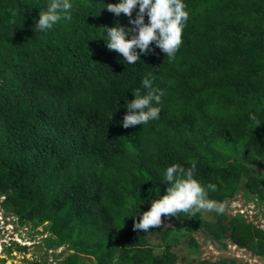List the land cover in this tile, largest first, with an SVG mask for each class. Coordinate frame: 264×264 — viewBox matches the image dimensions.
I'll use <instances>...</instances> for the list:
<instances>
[{"label": "trees", "instance_id": "1", "mask_svg": "<svg viewBox=\"0 0 264 264\" xmlns=\"http://www.w3.org/2000/svg\"><path fill=\"white\" fill-rule=\"evenodd\" d=\"M116 2L71 0L70 18L39 31L48 0H0V208L40 226L46 251L63 246L40 264H177L182 241L194 254L183 264H252L202 256V242L264 261V224L239 212L162 216L149 229L156 243L133 228L172 163H195L209 199L239 196L264 219V175L253 171L264 161V0H184L175 55L152 45L131 65L103 39V26L128 23L105 6ZM149 72L159 118L123 127L124 102Z\"/></svg>", "mask_w": 264, "mask_h": 264}, {"label": "clouds", "instance_id": "2", "mask_svg": "<svg viewBox=\"0 0 264 264\" xmlns=\"http://www.w3.org/2000/svg\"><path fill=\"white\" fill-rule=\"evenodd\" d=\"M105 6L116 16L123 13L128 17L126 25L117 22L102 29L106 33L103 39L107 48L122 54L124 63L135 64L141 54L153 51L152 45L169 58L179 49L182 32L189 18L184 0H117ZM71 8V0H48L45 10H39L36 30L46 31L62 18H70ZM154 79L149 72L141 80L143 91L141 88L132 90L133 98L124 102L127 111L119 121L123 127L142 125L159 118L163 92L154 86ZM251 119L255 120L256 117L252 115ZM195 167V163L187 168L179 163L168 165L161 180L166 184V190L162 195L157 193L147 209L139 210L136 205L133 213L139 211V219L133 218V228L149 232L150 228L161 225L162 216L177 217L178 213H187L191 209L222 211L223 205L209 199L205 186L196 179ZM214 187L212 184L207 185L208 189Z\"/></svg>", "mask_w": 264, "mask_h": 264}, {"label": "rangeland", "instance_id": "3", "mask_svg": "<svg viewBox=\"0 0 264 264\" xmlns=\"http://www.w3.org/2000/svg\"><path fill=\"white\" fill-rule=\"evenodd\" d=\"M253 171L255 174L264 175V161H262L256 167H253ZM262 187H264V183H262ZM223 209L231 214L236 212L242 213L243 215L254 219L255 223L262 225L264 224V219L262 215L259 213V207L255 206L253 202L243 203L242 199L239 196L234 197L233 199L226 200L222 203ZM203 216L207 219H212L215 217V210H200ZM255 217L253 218V216ZM40 226L33 229L29 224H19L16 221V218L9 213H5L0 208V258H5L10 262H14L17 264L19 261L27 262L24 260L25 257L29 261L33 262V264H40V260L42 258H46L48 261L53 260V253H58L62 250L63 246H58L55 248H51L49 250H45L41 243V237L46 233H39ZM148 239L152 243L159 242V236L156 232L149 230L147 234ZM198 240L201 242L202 239L199 236ZM25 245L24 251L20 249H16V246ZM218 244V243H214ZM214 244H204L201 243V255L208 256L211 258H217L218 255H235L239 256L243 260H247L252 264H264L257 256H252L247 254L243 249H238L235 245L228 243L227 249H218ZM7 246L12 247V251H7ZM15 249V250H14ZM178 253L177 264L185 263L189 258L194 256L193 253H188L185 243L182 241L178 248L176 249ZM65 253L60 255L62 258Z\"/></svg>", "mask_w": 264, "mask_h": 264}, {"label": "water", "instance_id": "4", "mask_svg": "<svg viewBox=\"0 0 264 264\" xmlns=\"http://www.w3.org/2000/svg\"><path fill=\"white\" fill-rule=\"evenodd\" d=\"M7 263H9L10 261L9 260H6Z\"/></svg>", "mask_w": 264, "mask_h": 264}]
</instances>
